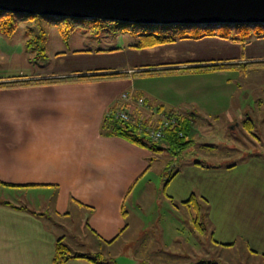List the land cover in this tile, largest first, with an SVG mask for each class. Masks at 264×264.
<instances>
[{
    "label": "crops",
    "instance_id": "0c3cea01",
    "mask_svg": "<svg viewBox=\"0 0 264 264\" xmlns=\"http://www.w3.org/2000/svg\"><path fill=\"white\" fill-rule=\"evenodd\" d=\"M0 34L8 36L1 30ZM164 64L171 63L88 71L42 67L29 74H0V80H8L103 70L128 73L125 77L0 88V191L9 189L0 199L10 202H0V264H54L59 238L72 253L102 256L105 246L122 240L123 246L133 244L134 262L138 258L148 264L146 258L159 254L164 246L185 240L190 245L192 236L197 242L210 228L214 246L210 249L219 257L199 263L220 264L221 256L235 250L264 264V156L212 165L187 159L184 154L189 147L182 152L185 160L177 161L182 153L153 150L115 131L109 115L113 109L126 108L145 124L156 125L168 112L195 123L199 118L196 102L220 99L212 94L203 97L197 87L185 84L176 85L173 97H164L153 82L138 78L137 83L136 71L150 76L170 72H140ZM141 97L144 104L139 102ZM237 123H231L232 128L240 126ZM165 152L167 159L162 156ZM160 163L161 169L156 170ZM229 170L236 175L223 186ZM212 196L214 200L225 197V201L205 211L207 217L202 218L199 197ZM132 231L135 238L128 234ZM64 264L95 263L70 258Z\"/></svg>",
    "mask_w": 264,
    "mask_h": 264
},
{
    "label": "rangeland",
    "instance_id": "374dc122",
    "mask_svg": "<svg viewBox=\"0 0 264 264\" xmlns=\"http://www.w3.org/2000/svg\"><path fill=\"white\" fill-rule=\"evenodd\" d=\"M175 29L178 34L176 41L153 48L138 49L132 47V44L139 41L141 33L149 30L146 26L122 25L116 21L94 22L89 19L52 21L42 16L26 17L19 20L17 35L0 34V74L17 76L22 73L29 74L33 69L42 67L48 70L67 68L65 70L88 71L104 67L128 68L147 63H171L158 67L188 66L195 61L210 59L264 60V37L251 36L250 42L244 46L240 42L220 36L225 33L231 36L240 34L237 25H214L209 28L176 26ZM28 30H31V34L46 37V54L39 55L28 45ZM199 31L214 34L201 38L193 37ZM24 33L27 34V41ZM182 35L186 37H179ZM134 76L137 83L138 78L153 82L157 89L160 88L158 94L164 97H173L172 90H176V85L183 84L197 87L203 97L207 94H212L217 99L220 97L214 102L204 103L203 99L196 102L200 106L195 109L199 118L195 123L190 118L193 143L185 154L176 157L177 161L185 160L182 157L184 154L187 159L201 160L207 164L232 165L252 155L264 156V65L219 70H172L151 76L135 73ZM237 122L240 126L232 128L231 123L238 124ZM246 122H249V125H246ZM160 144L164 145L166 142L160 141ZM168 155V152H165L162 156L167 159ZM161 165L162 163L157 164L156 170L161 169ZM227 172L229 176L222 179L223 186L229 185L232 176L236 175L231 170ZM210 173L208 172V176ZM208 182L212 181L209 179ZM7 194L8 188L0 191V197ZM199 201L202 203L203 218L205 211L209 212L211 208L221 206L225 197L215 200L214 196L206 199L199 197ZM210 231L211 228L200 237L201 241L196 242L192 236L190 245L185 240L180 244L174 242L171 246H164L159 254L153 253L154 256H148L146 261L148 264H197L203 259H215L219 256L210 249L213 246ZM135 233L132 231L128 234L135 238ZM103 249L106 255L102 257V261L105 263L144 264L138 261V258L134 262L131 254L134 253L133 244L123 246L121 240V243L111 247L105 246ZM234 251L232 250L227 257L221 256L223 262L218 263L262 264L250 261Z\"/></svg>",
    "mask_w": 264,
    "mask_h": 264
},
{
    "label": "trees",
    "instance_id": "16d2710c",
    "mask_svg": "<svg viewBox=\"0 0 264 264\" xmlns=\"http://www.w3.org/2000/svg\"><path fill=\"white\" fill-rule=\"evenodd\" d=\"M33 15L30 14H22V13H14L7 11H0V30L6 34H13L18 29L19 20H24L26 17H31ZM38 17V16H37ZM49 20L58 21L62 20V18L55 17H47ZM64 19H72L73 21H79L82 19H74V18H64ZM87 20V19H83ZM94 22H104V20L100 19H89ZM131 24V23H122ZM137 26H146L149 30L140 34V39L137 43L132 44V47L138 49H147L153 48L162 44L172 43L177 40L178 34H176L177 30L176 26H180L181 28L188 27L184 25H140L133 24ZM239 26L238 32L240 34L229 35L227 33L221 34V37L231 39L236 42H240L244 46L250 42L251 36L255 37H264V24H236ZM212 27L211 26H207ZM69 32V31H68ZM28 45L34 50L37 51L39 55L46 54V37L44 35H33L31 34V30H28ZM67 34V33H66ZM213 32H197L193 37L201 38L204 36L213 35ZM181 38L186 37L185 35L179 36ZM187 37H192L187 35ZM191 64V63H190ZM165 65V64H164ZM171 65V64H167ZM263 66L264 60H248L244 59H233V60H203V61H195L192 65H184V66H168L163 68H145L141 70V73H150L155 71H172V70H219L226 69L230 67H241V66ZM135 73H138L136 71ZM127 72H117V71H106L102 72H94L89 74L77 75V76H62V77H46V78H11L8 80H0V88L7 87H20L32 84H46V83H58L73 79H96V78H116V77H125L127 76ZM169 116H176L177 122L166 128L165 137L162 141L167 142L168 146H163L160 142L151 140L147 134L140 131L138 125L131 122H124L120 120H112V124L117 133L124 136L125 138L131 140L134 143L139 145L148 147L153 150H163V149H171L174 154H180L185 151L187 148L191 146L193 143L191 136V121L183 115H179L174 112H168ZM249 125V122H246V125ZM253 124V122H250ZM172 177V174L170 175ZM169 177V179H170ZM0 202L10 203L7 200L0 199ZM199 209V205L196 206ZM197 225H202L199 223V219H196ZM101 254L90 255L87 253H72L69 246L65 243L63 238H59L55 245V254H54V264H64L70 258H85L90 260L95 264H109L102 261ZM199 264H215L214 261H205Z\"/></svg>",
    "mask_w": 264,
    "mask_h": 264
},
{
    "label": "water",
    "instance_id": "95a60500",
    "mask_svg": "<svg viewBox=\"0 0 264 264\" xmlns=\"http://www.w3.org/2000/svg\"><path fill=\"white\" fill-rule=\"evenodd\" d=\"M0 11L140 25L264 24V0H0Z\"/></svg>",
    "mask_w": 264,
    "mask_h": 264
},
{
    "label": "built area",
    "instance_id": "2783aa9c",
    "mask_svg": "<svg viewBox=\"0 0 264 264\" xmlns=\"http://www.w3.org/2000/svg\"><path fill=\"white\" fill-rule=\"evenodd\" d=\"M124 97H127L128 94H124ZM141 104L145 103L144 98H139ZM168 113L163 114L161 121L156 125L150 123L145 124L144 121H137L136 117L126 108H117L109 111L111 118L115 120H120L124 122H131L138 125L140 131L147 134V136L153 141H159L165 137L166 128L175 124L177 122L176 116H169Z\"/></svg>",
    "mask_w": 264,
    "mask_h": 264
}]
</instances>
